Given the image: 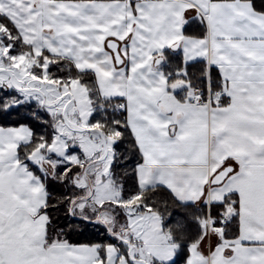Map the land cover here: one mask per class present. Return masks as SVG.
<instances>
[{"label":"snow or ice","instance_id":"obj_1","mask_svg":"<svg viewBox=\"0 0 264 264\" xmlns=\"http://www.w3.org/2000/svg\"><path fill=\"white\" fill-rule=\"evenodd\" d=\"M21 109L0 264H264V0H0Z\"/></svg>","mask_w":264,"mask_h":264},{"label":"trees","instance_id":"obj_2","mask_svg":"<svg viewBox=\"0 0 264 264\" xmlns=\"http://www.w3.org/2000/svg\"><path fill=\"white\" fill-rule=\"evenodd\" d=\"M27 111V109H21L20 115H17L16 113H13L10 116L7 117H0V126H17L18 123H30V121L24 119V114ZM92 232L91 230H85L83 236L79 235H73L71 239L73 241L80 240L84 241L86 239L91 238Z\"/></svg>","mask_w":264,"mask_h":264}]
</instances>
